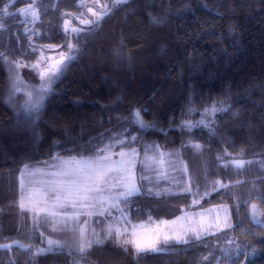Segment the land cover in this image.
Wrapping results in <instances>:
<instances>
[{"label":"trees","instance_id":"16d2710c","mask_svg":"<svg viewBox=\"0 0 264 264\" xmlns=\"http://www.w3.org/2000/svg\"><path fill=\"white\" fill-rule=\"evenodd\" d=\"M30 4L38 19L20 11ZM26 24L37 29L28 31ZM34 41L40 45L32 46ZM49 45L60 49L47 51ZM51 52L74 59L51 84L42 110L29 117L23 111L26 93L39 86L23 72L31 69L40 80ZM18 82L23 91L13 88ZM213 105L228 110L213 114ZM137 110L150 129L141 131L133 122ZM201 119L208 127H179ZM125 129V136L138 137L132 146L141 157L142 144L178 153L173 159L179 171L164 163L165 176L161 166L146 175L160 190L179 194L133 197L135 219L150 214L171 220L185 210L226 204L233 228L140 255L114 238L80 256L63 250L33 258L21 251L14 242L44 247L32 214L19 206L25 166L56 156H91ZM190 140L201 149L186 146ZM236 161L244 166L237 168ZM177 180L198 184L199 194L180 192ZM217 181L227 187L212 191ZM206 191L211 194L200 199ZM3 245L10 247H0V264H230L229 255L231 264H264V0H0ZM225 247L238 248L239 259L235 250L225 255Z\"/></svg>","mask_w":264,"mask_h":264},{"label":"snow or ice","instance_id":"6c2138e0","mask_svg":"<svg viewBox=\"0 0 264 264\" xmlns=\"http://www.w3.org/2000/svg\"><path fill=\"white\" fill-rule=\"evenodd\" d=\"M118 2H122V0H118ZM20 11L30 12L34 19L39 18L38 13L33 10L31 4L28 9H21ZM3 14L5 16L11 14L7 6L3 9ZM90 23H96V21H90ZM72 31L76 32L77 29H72ZM48 47L57 46L49 45ZM68 47L72 49L73 46L68 45ZM33 50L35 51V49ZM73 51L76 50L73 49ZM61 56L62 60L58 62L54 70L41 71L40 75L43 83L38 88L27 91V100L23 106V111L27 116L31 117L42 110L51 84L63 73L67 63L74 59V55L64 56L61 54ZM38 64L39 62L31 65V67L36 68ZM19 66L18 63L17 67ZM13 88L18 92L24 90L22 82L14 83ZM226 110L228 109L223 106L217 108L213 105L210 111L215 114L217 111ZM208 111L206 109L205 114ZM133 122L141 131L152 127L143 120L140 110L133 114ZM200 126L208 127L203 119L196 122L184 120L181 121L179 127L191 132ZM125 133H127V129L124 130V133L113 136L103 147H96L91 156L71 157L69 159L57 157L56 159L59 162L52 166L56 168V171L45 172L40 168L28 170L25 166V171L29 177L40 175L47 176L49 179L39 181L41 185L39 189H30L27 195H21L19 205L21 211L32 213L34 219L38 218L41 213L44 214L45 219H52L53 221L60 217L64 221L61 230L67 229L68 221L74 222L78 227L71 229L74 233L71 244L52 238L47 240V247L40 248H34L30 244L19 241L14 242L21 251L28 252L34 258L38 255L63 252L64 249H68L69 253L73 250L78 253H85L93 244H101L103 241L95 229L91 230V236L87 234L88 229L85 226L88 221L84 220L81 225L79 220L81 216L105 217L107 215L111 217L115 224L109 223L107 225L106 238H114L122 246H133L137 255L165 250L160 245L167 246L172 243L187 245L194 241H200L204 235L212 234L208 231L212 225L205 226L202 221L196 223L188 216H180L171 221H157L149 214L147 220L133 223L130 217L133 197L140 195L168 197L179 194L168 187L160 190L158 181L153 183L152 177L146 175V172L149 171L159 173L160 166L163 163H167L173 171H179L176 168V160L173 159L178 156V153H165L161 146L155 143L142 144L143 156L141 157V152L132 146L138 140V137L130 136L129 138L125 136ZM117 146L121 147L119 152L114 151ZM186 146L197 150L202 147L199 143L191 140ZM114 156L117 158H114ZM138 163L141 165L139 171L137 170ZM235 166L242 168L244 161H236ZM145 182L151 186L146 187ZM31 183L33 181L30 180L29 184ZM174 187L178 188L180 192H189L194 196L199 194L198 184L193 186L188 183L185 185L181 180H177ZM225 187L227 185L217 181L212 191H219L220 188ZM210 194L206 191L200 196V199ZM48 201H51V203L49 204ZM197 203H199V200L194 199L193 204ZM112 210H115L117 215L114 216ZM225 211L227 210L225 209ZM178 221H186L187 224L182 223L179 228L172 227L177 225ZM256 222L260 223V221ZM115 225L121 226L117 227ZM225 227H231V225L225 224ZM0 247L9 248L10 245ZM224 252L225 255H229L227 249H224ZM240 255V250L237 248L235 258L239 259ZM244 255L248 256L249 254L245 252ZM208 258L207 256L203 257L205 260ZM229 260L231 264L232 257L230 255Z\"/></svg>","mask_w":264,"mask_h":264},{"label":"rangeland","instance_id":"374dc122","mask_svg":"<svg viewBox=\"0 0 264 264\" xmlns=\"http://www.w3.org/2000/svg\"><path fill=\"white\" fill-rule=\"evenodd\" d=\"M49 58H51V56ZM23 73H24L25 79H28L31 82H35L38 86H40V84L43 83L42 79L39 80L36 78L37 76L34 75L33 71H31V69H28V70L25 69ZM120 150L114 149L115 152H119ZM57 157L62 158V159L71 158V157L56 156L52 160L45 161L44 164L36 165V166H27V169L33 170L36 168H40L45 172L56 171V168L52 167V166L59 162V160L56 159ZM77 158H80V157H77ZM114 158H117V157L114 156ZM160 173H161V175H160L161 177L165 176L164 163L161 164V172ZM47 179H49V177L40 176V175L34 176V177H29L27 175V172L25 171V168H24L22 173L20 174L21 195L22 194L27 195L30 189H32V190L39 189L41 187L39 181H43V180H47ZM30 180L33 181V183L29 184ZM22 184H23V187H22ZM48 203L50 204L51 201H48ZM134 208H135L134 204H131L130 217H131L133 223L142 222L143 220H140L139 216H138V219H135V217L137 215L136 216L133 215L134 214ZM225 209L227 211H225ZM254 209L255 208L253 207V210ZM112 211H113L114 216L117 215L115 210H112ZM32 216H33V214H32ZM180 216L191 217L192 220L195 221L196 223H200L202 221L205 224V226H207L209 224L212 225V227L208 229V231L212 234L204 235L202 238L210 236V235H214V234H219L221 232L232 229L234 226V220L232 217L231 208L229 205H226V204L214 205V206H210V207L203 208V209L202 208H194L192 210H185ZM180 216H178V217H180ZM176 218L171 219V220H175ZM79 220H80L81 225L83 224L84 220H87L88 224L85 226L88 229L87 234L89 236H91V230L95 229L96 233H98L100 238L102 239V241H103L102 243L106 242L108 239V238H106L107 225L109 223L115 224V222L112 220V218L108 217L107 215L105 217L81 216L79 218ZM171 220H168V221H171ZM33 221H34L35 227L37 228V230L41 234L42 244L44 247H47V240L49 238L57 239V240H61V241H66L67 243L71 244L72 238L74 235V233L71 231V229L78 227V225L75 224L74 222L68 221L67 229L61 230L63 228L64 221H62L60 219V217H57L55 219V221H53L52 219H45L43 213H41L40 216L36 219H34V217H33ZM182 223L187 224L186 221H178L177 225L172 226V227L179 228ZM225 224L231 225V227H225ZM115 226L120 227L121 225H115ZM93 245H96V244H93ZM162 246L163 245H160V247H162ZM90 249L91 248H88L85 253H78L75 250H73L71 253L78 254L80 256V255L86 254ZM225 249H227L228 251L236 250V248H231V247H225ZM64 250L68 251V249H64ZM73 264H90V263L86 260H83V259H76L73 261Z\"/></svg>","mask_w":264,"mask_h":264},{"label":"flooded vegetation","instance_id":"af4514ba","mask_svg":"<svg viewBox=\"0 0 264 264\" xmlns=\"http://www.w3.org/2000/svg\"><path fill=\"white\" fill-rule=\"evenodd\" d=\"M25 22H28L26 17L24 18V21L22 23H25ZM14 23L18 24V23H20V21L18 20V21H15ZM22 23H20V24H22ZM32 26H33V24H32ZM32 26H31V24L30 25L26 24V27H27L28 31H32L33 28L35 30L37 29V27H32ZM4 29H5V27H4ZM35 30H33V31H35ZM65 34H66V41L65 42H67V41H69L70 38H69V35L66 32H65ZM31 45L32 46H37V45H40V44L37 41H34L33 43L31 42ZM59 49H60L59 47H56V48H49L48 47L46 50L55 52L56 50H59ZM62 54L64 56H66L64 53H62ZM61 60H62L61 54L57 55L56 53H54L53 55H51V58H49V60L47 61V64L44 66V71L47 72L50 69L54 70V68L57 66L58 62H60Z\"/></svg>","mask_w":264,"mask_h":264},{"label":"water","instance_id":"95a60500","mask_svg":"<svg viewBox=\"0 0 264 264\" xmlns=\"http://www.w3.org/2000/svg\"><path fill=\"white\" fill-rule=\"evenodd\" d=\"M105 10H108V6L107 5L105 6Z\"/></svg>","mask_w":264,"mask_h":264}]
</instances>
